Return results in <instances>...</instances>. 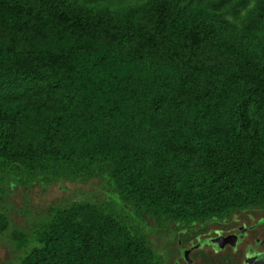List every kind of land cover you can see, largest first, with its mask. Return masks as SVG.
Here are the masks:
<instances>
[{"label": "trees", "instance_id": "trees-1", "mask_svg": "<svg viewBox=\"0 0 264 264\" xmlns=\"http://www.w3.org/2000/svg\"><path fill=\"white\" fill-rule=\"evenodd\" d=\"M184 1L177 8L161 3L137 30L106 10L60 11L61 0H0L13 30H50L55 44H71L65 56L38 63L47 71L15 59L6 65L0 56V154L16 176L107 177L134 216L158 227L264 206V57L212 37L207 8L227 0ZM253 13L264 25V0ZM13 67L19 72L11 74ZM124 67L128 77L120 75ZM64 90L69 101L48 119L45 107ZM28 136L33 146L12 145ZM174 157L179 166L170 165ZM84 207L52 209L41 225L44 247L22 264H82L105 251L76 221ZM106 219L128 229L116 216ZM145 247L138 236L126 252L138 257Z\"/></svg>", "mask_w": 264, "mask_h": 264}, {"label": "rangeland", "instance_id": "rangeland-1", "mask_svg": "<svg viewBox=\"0 0 264 264\" xmlns=\"http://www.w3.org/2000/svg\"><path fill=\"white\" fill-rule=\"evenodd\" d=\"M1 1L4 5L14 3L18 6H34L40 0ZM62 2L60 11L75 7L79 11L106 10L120 19L121 24L129 23L131 28L137 30L154 20L161 11V3L166 2L176 8L184 7L186 3L184 0H61ZM257 3L258 0H227L220 8L210 6L205 15V25L215 39L246 50L251 55L264 57V25L253 21ZM9 20L8 10L0 9V56L6 65L15 59L27 61L34 69L40 70L43 68L42 65L38 66L39 62L47 63L58 56H65L63 53L71 45L55 44L50 30H41L43 34L39 36L35 35L36 30L24 33L13 30ZM75 45L74 43L73 46ZM14 69L9 70L11 74L19 72ZM129 73L128 67L120 70L123 77H128ZM71 94L70 90H64L53 97L54 103L45 107L44 116L48 119L54 117L55 111L69 101ZM33 141L32 136H28L12 145L23 148L25 145L33 146ZM170 165L179 166V158L170 160ZM15 167L3 162L0 154V264H22L35 251L41 250L44 247L40 240L42 223L52 217V209H65L73 204L85 206L79 212L80 217H76L77 223L88 225L106 245L105 251L95 259H85L82 264H185L180 242L183 249H188L190 245L197 244L195 240L199 234L234 226L232 222L235 216L238 217L239 224L246 222L251 225L264 219L262 206L235 213L230 218H213L191 224L169 223L158 227L148 217L134 216L133 210L119 201L115 194L116 185L114 182L110 185L107 177L88 181L39 177L33 181H23L15 175ZM227 200L234 199L228 197ZM106 215L116 216L119 221H124L128 229L121 231L114 228L113 224L107 222ZM108 227L111 228L108 230ZM138 236L145 237L150 249L145 247L135 257L126 252V247ZM190 252L195 264H241L243 258L231 250L219 253L210 247L194 248Z\"/></svg>", "mask_w": 264, "mask_h": 264}, {"label": "flooded vegetation", "instance_id": "flooded-vegetation-1", "mask_svg": "<svg viewBox=\"0 0 264 264\" xmlns=\"http://www.w3.org/2000/svg\"><path fill=\"white\" fill-rule=\"evenodd\" d=\"M233 220L234 226L228 229L199 234L195 240L197 244L190 245L188 249H183L180 242L185 264H195L190 251L204 247H210L219 253L228 250L239 253L241 257L243 256L241 264H264V219L251 225L246 222L239 224L236 216ZM193 243L192 240L191 244Z\"/></svg>", "mask_w": 264, "mask_h": 264}]
</instances>
